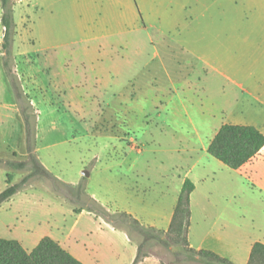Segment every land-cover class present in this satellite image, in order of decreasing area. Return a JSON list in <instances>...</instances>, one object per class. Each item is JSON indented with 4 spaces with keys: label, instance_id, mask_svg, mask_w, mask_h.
Returning a JSON list of instances; mask_svg holds the SVG:
<instances>
[{
    "label": "rangeland",
    "instance_id": "1",
    "mask_svg": "<svg viewBox=\"0 0 264 264\" xmlns=\"http://www.w3.org/2000/svg\"><path fill=\"white\" fill-rule=\"evenodd\" d=\"M21 1L14 0L11 60L49 170L65 183H82L111 213L141 204L166 211L189 177L197 187L192 240L222 234L236 256L264 242V149L252 173L207 152L223 124L249 120L230 119L231 105L215 93L202 101L208 81L175 40L173 0ZM2 12L0 0V157L25 159L26 126L3 63ZM262 107L244 101L237 110L250 117ZM255 123L264 131V118ZM8 172L17 183L27 171L1 165L0 192ZM80 205L34 178L0 205V237L32 250L50 236L86 264H130L127 237L137 245L142 237L124 224L115 230L87 208L76 213ZM152 251L140 264H207L176 246Z\"/></svg>",
    "mask_w": 264,
    "mask_h": 264
},
{
    "label": "trees",
    "instance_id": "2",
    "mask_svg": "<svg viewBox=\"0 0 264 264\" xmlns=\"http://www.w3.org/2000/svg\"><path fill=\"white\" fill-rule=\"evenodd\" d=\"M1 4L3 9L1 22L5 28L2 43L3 63L25 122L27 156L25 159H3L0 157V166L4 165L8 168L27 172L17 183L13 182V173L8 172L7 186L0 192V205L14 196L26 184L31 183L32 179L45 178L51 182L56 192L71 203L81 204L74 209L76 213H80L87 208L115 227L124 224L130 230L136 231L142 237V241L138 245L137 255L132 264H140L145 258L153 255L152 247L159 244L165 247L176 246L179 248L181 255L201 257L207 264H235L229 258L212 250L196 249L191 246L189 240L192 217L191 195L196 189V184L191 178L186 177L184 179L172 221L169 228L164 230L144 224L127 211L109 212L94 198L87 196L82 183L76 186L65 183L43 164L36 149L37 126L33 115V107L22 89L11 60L10 40L16 26L15 2L14 0H1ZM263 148L264 132L259 128L254 125L226 123L220 127L210 141L207 152L228 167L236 170L252 160ZM15 156H17V153H15ZM0 264L86 263L62 246L59 241L50 236H44L32 250L25 248L18 239L0 237ZM248 264H264V242L256 241L253 244Z\"/></svg>",
    "mask_w": 264,
    "mask_h": 264
},
{
    "label": "crops",
    "instance_id": "3",
    "mask_svg": "<svg viewBox=\"0 0 264 264\" xmlns=\"http://www.w3.org/2000/svg\"><path fill=\"white\" fill-rule=\"evenodd\" d=\"M18 2L22 1L18 0ZM173 3H176L178 7L176 24L179 29V38L175 40L184 51L200 62L205 72V80L208 81L205 82L202 92V96L206 99L202 101L207 102L210 97L209 92L212 95L215 93L217 98L231 105L230 119L249 120L247 122L229 121V124L254 125L264 132L255 123V120L264 118L263 107L256 108L250 117L244 116L243 112L237 110L244 101L255 107L264 105V0H173ZM177 87L175 85L176 89ZM178 89L180 92V85ZM179 92L176 91V94ZM263 149L235 171L242 173L248 166L252 173L254 167L251 164ZM195 191L191 195L192 217L189 228L191 246L196 249L212 250L229 258L235 264H248L252 246L256 241L247 251L244 250L236 256L227 249L226 237L222 234L213 237L211 232H208L192 240L191 234L193 233L194 237L198 232L195 233L193 225ZM178 197L179 195L166 211L148 210L141 204L135 208L130 206L127 212L146 225L167 230L172 221ZM201 212L207 214L208 208L201 209ZM220 220L219 218L217 222L221 223ZM113 228L117 230V227ZM219 229L224 230V227L221 226ZM127 239L132 248L130 252L132 258L130 264H132L137 255L138 245L133 243L130 236Z\"/></svg>",
    "mask_w": 264,
    "mask_h": 264
}]
</instances>
